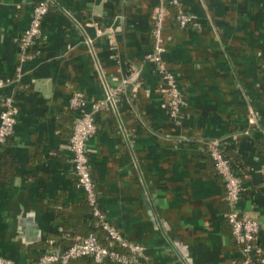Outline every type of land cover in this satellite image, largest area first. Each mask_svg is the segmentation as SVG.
<instances>
[{
  "label": "crops",
  "instance_id": "crops-1",
  "mask_svg": "<svg viewBox=\"0 0 264 264\" xmlns=\"http://www.w3.org/2000/svg\"><path fill=\"white\" fill-rule=\"evenodd\" d=\"M37 1L0 0L1 78L14 77ZM180 1L191 20L180 27L169 7L159 38L185 99L179 123L145 60L160 0L48 1L22 76L5 88L16 111L0 160V255L13 264L35 262L47 234L76 242L86 230L68 149L74 91L105 101L89 170L107 220L145 247L143 264H244L210 139L225 142L247 185L238 208L259 223L254 256L264 264V0Z\"/></svg>",
  "mask_w": 264,
  "mask_h": 264
},
{
  "label": "built area",
  "instance_id": "built-area-1",
  "mask_svg": "<svg viewBox=\"0 0 264 264\" xmlns=\"http://www.w3.org/2000/svg\"><path fill=\"white\" fill-rule=\"evenodd\" d=\"M48 1L39 0L33 6L29 24L18 36L20 63L15 67L14 77H0V146L5 143L15 125L16 110L13 89L6 91L5 88L13 86L22 76L21 64L31 57L29 51L33 46L34 39L41 32L42 19L48 11ZM169 7L176 9L174 16L180 27L185 26L191 20L190 15L182 9L180 0H160L153 13L155 44L145 54V60L152 62L154 66L155 74L160 82L161 92L165 97V108L169 119L173 123H179L185 106L184 95L179 88L176 76L164 64L159 45L160 31ZM128 82L129 79H122L121 86H125ZM112 97V93L109 92L108 100L112 101ZM69 105L76 111L73 133L68 139L72 172L76 177L78 187L84 193L89 205H91V215L97 217L101 228L111 240V244L126 249L128 254H120L115 249L103 245L96 235L89 233L63 252L46 251L31 264H72V261L83 256L91 257L96 263H100L108 257L119 264H139L140 259L145 257V247L126 239L107 220L106 214L98 208L97 194L89 170L87 141L96 131L95 116L104 107L105 101H88L81 91H74L70 96ZM205 149L212 158L216 172L220 175L224 184L226 200L230 207L227 220L231 225L234 237L243 242L241 248L243 262L244 264H252L251 258L257 253L255 241L259 232V223L238 208V202L247 189V185L236 172L230 158L225 154L224 141L210 139L205 142ZM0 264H13V262L0 255Z\"/></svg>",
  "mask_w": 264,
  "mask_h": 264
},
{
  "label": "trees",
  "instance_id": "trees-1",
  "mask_svg": "<svg viewBox=\"0 0 264 264\" xmlns=\"http://www.w3.org/2000/svg\"><path fill=\"white\" fill-rule=\"evenodd\" d=\"M48 8H49V5H48ZM36 40H37V37L34 39V43L36 42ZM34 43H33V45H34ZM73 126H74V124H73ZM72 133H73V127H72V130H71L70 136L72 135ZM70 136H69V138H70ZM3 145L4 144H2L0 146V160H2V152L4 151L3 150ZM209 158H210V156H209ZM211 161L213 162L212 159H211ZM213 166H214V164H213ZM214 169H215V166H214ZM215 171H216V169H215ZM219 177H220V175H219ZM76 183H77V180H76ZM223 186H224V184H223ZM224 196L226 197V194ZM83 202H84V205H83L84 206V210L83 211H84V213H86V215L82 218V223H84V225H86V230H85L84 234H81V235L80 234H77V235L80 236V238H78L76 241L82 239L84 236L88 235L89 233H92V234H94V235H96L98 237V239L100 240V242L103 245L109 246V247L115 249L120 254H122V253H127L128 254V251L126 249L121 248L120 246H118L116 244H114V245L110 244L111 240L109 239V237L107 236V234L104 232V230L101 228V225H100L99 220L97 219V217H94V216L91 215V205H89L86 197L84 198V201ZM98 208L100 210L102 209L99 205H98ZM74 242L75 241L65 242L57 234L56 235L55 234H47L44 237V239L42 240V242H41L40 245L44 249V252H46V251H53V250H56L58 252H63L64 250L68 249ZM235 243L238 245V247L241 250V248L243 247V242L237 240ZM32 250L33 251H36L37 248L36 249H32ZM42 254L43 253H41L40 255H37L36 260H38V258ZM87 257H89V256H83V257H80L78 259L87 258ZM89 258H91V257H89ZM78 259H76V260H78ZM242 259H243V256H242ZM251 259H252V261H251L252 264H259V261H260V258L259 257L253 256ZM76 260L72 261V264H74V262ZM100 263H104V264H115V262L113 260H111L110 258H108V257L104 258V260L102 262H100ZM143 263H144V259L141 258L139 264H143ZM116 264H118V263H116Z\"/></svg>",
  "mask_w": 264,
  "mask_h": 264
}]
</instances>
